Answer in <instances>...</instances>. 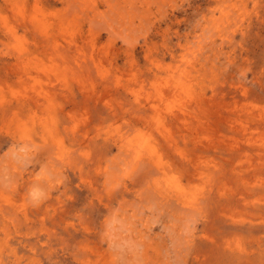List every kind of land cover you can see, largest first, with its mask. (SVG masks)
<instances>
[{"label": "rangeland", "instance_id": "374dc122", "mask_svg": "<svg viewBox=\"0 0 264 264\" xmlns=\"http://www.w3.org/2000/svg\"><path fill=\"white\" fill-rule=\"evenodd\" d=\"M0 264H264V0H0Z\"/></svg>", "mask_w": 264, "mask_h": 264}, {"label": "bare ground", "instance_id": "6f19581e", "mask_svg": "<svg viewBox=\"0 0 264 264\" xmlns=\"http://www.w3.org/2000/svg\"><path fill=\"white\" fill-rule=\"evenodd\" d=\"M187 56V55H186Z\"/></svg>", "mask_w": 264, "mask_h": 264}]
</instances>
